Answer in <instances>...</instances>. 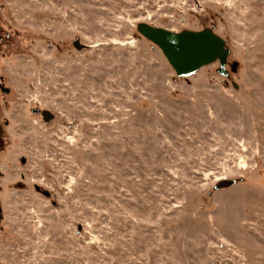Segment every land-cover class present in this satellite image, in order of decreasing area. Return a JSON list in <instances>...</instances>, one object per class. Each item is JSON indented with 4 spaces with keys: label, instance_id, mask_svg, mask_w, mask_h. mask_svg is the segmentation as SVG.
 <instances>
[{
    "label": "rangeland",
    "instance_id": "obj_1",
    "mask_svg": "<svg viewBox=\"0 0 264 264\" xmlns=\"http://www.w3.org/2000/svg\"><path fill=\"white\" fill-rule=\"evenodd\" d=\"M0 81V264H264V0H0Z\"/></svg>",
    "mask_w": 264,
    "mask_h": 264
},
{
    "label": "water",
    "instance_id": "obj_2",
    "mask_svg": "<svg viewBox=\"0 0 264 264\" xmlns=\"http://www.w3.org/2000/svg\"><path fill=\"white\" fill-rule=\"evenodd\" d=\"M138 31L161 49L178 77L191 76L215 61L221 65L219 72L228 75L226 63L230 50L226 48L225 38L212 28L175 32L150 23H139ZM236 65L234 63L232 71ZM235 184L236 180L225 179L219 181L215 188L225 189Z\"/></svg>",
    "mask_w": 264,
    "mask_h": 264
},
{
    "label": "flooded vegetation",
    "instance_id": "obj_3",
    "mask_svg": "<svg viewBox=\"0 0 264 264\" xmlns=\"http://www.w3.org/2000/svg\"><path fill=\"white\" fill-rule=\"evenodd\" d=\"M0 92H2L4 95H8L10 92L9 87L7 88L5 85H3L1 81H0ZM1 102L2 101L0 100V141L3 140L2 137L5 134V127L9 125V121H10L9 119H7V117H4V115L2 114L3 103Z\"/></svg>",
    "mask_w": 264,
    "mask_h": 264
},
{
    "label": "trees",
    "instance_id": "obj_4",
    "mask_svg": "<svg viewBox=\"0 0 264 264\" xmlns=\"http://www.w3.org/2000/svg\"><path fill=\"white\" fill-rule=\"evenodd\" d=\"M213 28H214V26H213Z\"/></svg>",
    "mask_w": 264,
    "mask_h": 264
}]
</instances>
